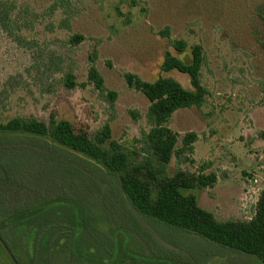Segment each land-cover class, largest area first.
Instances as JSON below:
<instances>
[{
  "label": "rangeland",
  "instance_id": "obj_1",
  "mask_svg": "<svg viewBox=\"0 0 264 264\" xmlns=\"http://www.w3.org/2000/svg\"><path fill=\"white\" fill-rule=\"evenodd\" d=\"M8 1L16 6L13 17L22 28L23 41H15L0 29V123L13 118L47 123L54 113L92 136L108 126L109 142L123 149L133 163L141 161L143 138L150 129L146 119L149 103L127 85L125 74L143 82L170 77L191 89L187 76L162 72L160 65L166 52L188 59L172 48L173 40L186 42L188 48L200 45L204 54L201 83L208 91L204 104L175 112L167 124L177 134V148L188 132L196 134V142L192 153L174 156L165 171L169 176L176 171L194 177L214 175L213 185L189 193L219 221H246L253 216L264 190V140L260 137L264 132V0ZM164 30L168 37L161 35ZM76 35L83 40L73 45L70 39ZM91 65L102 78V91L88 80ZM67 73L74 76V89L64 86ZM110 92L116 94L112 105L106 99ZM12 144L21 151L9 158L6 154L11 168L28 166L30 162L21 157L26 148L75 166L59 176L58 160L39 158L40 168L35 164L32 178H25L31 169L22 171L16 189L23 197L29 187L35 192L41 188L43 194L46 187L51 188L43 200L28 202L29 210L51 203L75 210L79 237L75 247L82 258L78 263L261 264L253 256L143 217L114 177L84 159L38 139L13 137L0 142L1 147ZM80 170L84 178H79ZM26 182L29 187L24 190ZM5 186L13 188L9 181ZM84 216L88 225L83 223ZM85 229L92 238L83 236ZM8 231L15 255H23L26 248L31 252L32 238L27 246L29 236L18 231L16 245L14 228ZM108 238L116 249L111 262L92 256L90 250L92 246L101 250ZM72 260L64 264H73ZM0 264L9 262L0 255Z\"/></svg>",
  "mask_w": 264,
  "mask_h": 264
},
{
  "label": "trees",
  "instance_id": "obj_2",
  "mask_svg": "<svg viewBox=\"0 0 264 264\" xmlns=\"http://www.w3.org/2000/svg\"><path fill=\"white\" fill-rule=\"evenodd\" d=\"M15 10L16 6L13 2L0 0V29L8 36L13 37L15 41L21 42L23 41L20 36L22 28L13 17ZM64 27H67V24ZM161 33L164 37L169 36L168 30ZM82 40V36L76 35L70 39V43L77 45ZM171 46L177 53L188 57V59L185 60L166 52L160 70L162 72L177 71L187 76L191 89H185L170 77H158L153 82H143L129 73L124 76L127 85L141 92L149 103L146 119L150 129L143 138L145 156L141 161L133 163L123 149L117 147L114 142H109L108 126H105L99 134L92 136L86 131L76 129L69 121L57 119L54 113L50 114L47 123L34 118H13L6 123H0V138H2L0 142L10 141L13 137L38 139L49 143L58 151L84 159L114 177L118 182L119 190L143 217L171 228L192 233L220 247L253 256L261 264H264V190L260 193L253 216L248 220L219 221L213 213L199 207L196 196L189 193L191 190L204 189L213 185L216 181L214 175L194 177L182 171H176L172 176L166 174L165 168L174 156L181 158L185 154L193 152V144L197 138L195 133L188 132L181 140V147L177 148V134L167 124L173 114L179 110L201 108L208 94L207 89L201 83V69L204 65L202 47L196 44L188 48L186 42L182 40H173ZM88 80L93 83L96 89L103 90L102 78L93 65L88 70ZM63 83L67 89H74L77 85L71 73L64 76ZM106 99L112 105L116 94L110 92ZM260 137L264 140V132L260 133ZM18 147L15 144L0 146V185L2 188L0 191V224L3 226L0 228V241L6 245L12 244L8 231L12 226L15 243L19 232H23V234L25 232L29 236L25 239L27 246L29 238H32L31 252L26 248L23 255H16L20 264H64L66 259L71 258L73 264H83L77 262L82 258L78 256L75 247L79 244V237L75 232L77 225L74 224L75 210H63L57 205L53 206V203L36 210H29L28 202L31 203V200L37 199L43 200L46 198L43 195L47 196L48 192L51 193V188L46 187L47 190L45 189L43 194L39 191L41 188L36 187L35 192L26 182L23 189L28 187L29 189L24 192L23 197L20 189H16L17 185L20 187L18 180L21 178L22 171L31 169L28 175L24 173L26 176L24 177L32 178L34 176L35 168L39 165L37 164L39 158L47 162L53 161L54 158L58 160L59 176L61 171L64 173L65 169L67 171L70 166L71 168L75 166L72 164L65 166L55 156L51 159L43 151L39 153L26 148L23 149L21 157L24 158V162L25 158L30 162L29 167L21 169L18 165L16 168H11L12 164L5 161V156L7 154L9 158V156L17 154V151L20 152ZM45 170L47 169L45 168ZM49 175L54 181L52 173L49 172ZM78 175L79 178L80 176L85 177L82 171L78 172ZM8 181L13 188L5 186ZM57 182H60L59 187L63 188L60 178ZM89 192L91 193L93 190L89 188ZM98 192H100L99 189ZM65 201L74 203L68 199ZM85 212L86 210L82 211L84 214ZM85 216L83 218L84 225L87 224ZM82 234L83 236L88 234L91 237L89 230L85 229ZM85 238L89 237L86 235ZM112 240L109 239L105 242V246L100 247L101 250L92 246L90 248L91 255L100 260L110 258L109 262H111L116 257V249L115 246H112ZM126 260H128L127 257H122V261Z\"/></svg>",
  "mask_w": 264,
  "mask_h": 264
},
{
  "label": "flooded vegetation",
  "instance_id": "obj_3",
  "mask_svg": "<svg viewBox=\"0 0 264 264\" xmlns=\"http://www.w3.org/2000/svg\"><path fill=\"white\" fill-rule=\"evenodd\" d=\"M0 255L2 257H5L6 260L9 262V264H20L19 261L17 260L16 255L13 253V246H2V243L0 241ZM6 247V248H5ZM9 251V253L7 252V250Z\"/></svg>",
  "mask_w": 264,
  "mask_h": 264
},
{
  "label": "water",
  "instance_id": "obj_4",
  "mask_svg": "<svg viewBox=\"0 0 264 264\" xmlns=\"http://www.w3.org/2000/svg\"><path fill=\"white\" fill-rule=\"evenodd\" d=\"M1 243H2V246H6L5 244H4V242H2L1 241ZM6 248V247H5ZM7 250V249H6ZM7 252L9 253V251L7 250ZM10 254V253H9Z\"/></svg>",
  "mask_w": 264,
  "mask_h": 264
}]
</instances>
